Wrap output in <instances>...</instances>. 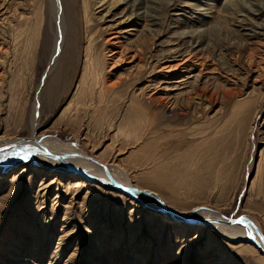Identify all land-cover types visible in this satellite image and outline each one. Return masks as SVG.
<instances>
[{
    "label": "rangeland",
    "instance_id": "obj_1",
    "mask_svg": "<svg viewBox=\"0 0 264 264\" xmlns=\"http://www.w3.org/2000/svg\"><path fill=\"white\" fill-rule=\"evenodd\" d=\"M92 2L100 75L109 60L101 40L110 33L131 44L135 56L113 68L110 82L121 77L119 87L101 91L96 85L90 93L81 86L87 45L82 13L77 58L57 61L46 74L54 31L46 0H0V137L32 138L34 112L42 139L60 140L88 161L116 167L175 212L209 208L218 212L211 217L217 223L221 215L251 217L264 238V77L257 66L264 62V38L245 41L241 26L260 27L248 11L264 7V0ZM147 34L158 56L178 60L196 45L206 49L207 72L146 69L148 47L137 52L136 44L145 46ZM244 44L252 47L249 66L225 55ZM127 73L134 79L125 84ZM197 76L217 101L191 94L178 105L186 113L172 115L168 103L147 99L154 89L162 96L183 94ZM181 79L188 82L177 85ZM224 88L236 93L221 102ZM26 161L0 173V264H264L251 244L239 250L238 242L206 225L179 235L177 226L161 221L163 213L152 215L117 190Z\"/></svg>",
    "mask_w": 264,
    "mask_h": 264
},
{
    "label": "bare ground",
    "instance_id": "obj_2",
    "mask_svg": "<svg viewBox=\"0 0 264 264\" xmlns=\"http://www.w3.org/2000/svg\"><path fill=\"white\" fill-rule=\"evenodd\" d=\"M46 5L50 12V19L52 22H54L53 44H52L50 59L48 62L51 65H49V67L47 68L46 74L47 72L50 71V69L57 61L61 62L60 64L63 65L61 60L66 59L67 62L68 58L70 59L77 58L78 50H79L78 46L81 39L79 23L81 22V13H82L84 19L83 22L86 28L85 29L86 35L84 36L87 37V45L84 50V60H83V67L81 73V78H82L81 86H83V88L88 90L90 93L93 91L96 85L100 86L101 91H108L115 87H119L123 83L121 77H117L114 82H110L113 76V68L123 67V65H125L124 61L128 60L129 58L132 59L135 55L132 54L130 57L131 44L123 43L120 40L121 37H118V35H116L114 32L110 33L111 37L109 39L105 38L101 40V43L103 44L102 55L104 56V58H107L109 60L105 66L107 68L106 69L107 71L104 74L100 75L99 71L101 70L98 68V64H97L98 61L96 54L97 38L95 36V32L91 28L92 27L91 18L89 16L90 8L91 6L94 5L92 0H82L81 2L80 0H46ZM237 8L239 9L241 7H237ZM249 10H253V12L248 11L252 15V18L260 19L259 20L261 21L260 27L253 26L252 23L251 24L246 23L244 25H241L242 35H243L242 37H244L245 41L246 40L251 41L252 38H256L260 36L264 38V7L258 6L256 7L255 11L254 9H249ZM256 21L258 22V20ZM145 37H146L144 40L145 46H143V44L139 46V44L137 43L136 51L137 52L139 50L144 51L145 47L146 48L148 47L147 53H149L148 55L149 57L148 60H146L147 62L144 64V67L146 69H150V71L165 72L172 74L173 71H177L178 73H183L189 67V69L191 68L197 69L198 74H201V76L203 72H207L208 70V66L206 64L207 62L206 60L201 58L202 53L204 54L206 49L197 48V45L195 47L191 46L192 49H189V51L186 52L185 56L179 54V57L181 58L177 60L175 58L176 56H172V57L166 55L158 56L156 54L157 51L154 50L152 52L150 50V47L154 45L153 38L150 36V34H147ZM133 50L134 49H132V51ZM229 50L225 52V55L233 62L239 61L240 59H244V61L249 66L250 62L253 60L252 47L248 48L246 44H244L240 48H236L235 50L231 49L234 50V53H232ZM61 65L57 71V74L61 73V69H62ZM257 66L262 67L258 72V74H260L261 77H264V62H262V65L257 64ZM127 75L129 74L127 73L126 76L123 77L125 79V84L128 81H132L134 79V77L128 78ZM53 80H55V77L53 78ZM136 80L137 81L141 80V78L138 79L137 77H135V81ZM199 81H200V77L197 76L194 85L188 86V91H186L183 94H177L172 96L170 95L171 93H168L167 96L159 95V92L157 91L158 89L157 90L154 89L147 95V99L152 103H156L160 105L162 103H168L169 105H171L170 112H172V115L175 114L177 110H179V114L186 113L185 107L182 106V108H179L178 105L181 106L184 105V103L188 102L191 98L190 97L191 94L199 98L205 97V99H207L208 102L217 101V99L213 96L214 94H209V92L207 91V87L209 86V83L207 84L205 83L202 87H200ZM176 82H178L177 85H180V84H185L186 81L182 82L181 79ZM133 89H135V87ZM235 91L236 89L234 88L231 89L224 88L220 96L221 102L229 98L230 96L234 95L236 93ZM30 125H31L32 138L26 139L25 142L24 140L17 141L13 138H6L3 136L0 137V173L1 174L9 170L12 162H24L25 154L30 153L27 156V159H25L28 160L26 161L27 163L32 162L34 164L41 165L43 168L52 169L53 171L57 170L59 172L63 171L65 173H68V171L72 169L71 166H74L75 168L84 172L86 176L85 179H88L90 181L92 180L97 181L99 182L100 186L103 188L113 189L114 191H116L117 189L115 188V186L111 184L109 181V180H115L118 184L126 188H129L131 190H134L135 192H132V194L131 193H126V194L123 193V194L129 196V198H131L132 201L135 200V203L137 204L140 203L139 205L149 209V213L152 215H158L156 214V211L163 213V215H160L161 221L164 220L170 221V223L173 224V226H177V228L181 231L179 235H184L186 232L188 233L192 230L201 231L209 227L210 230H214V232L224 236L225 239L228 240V242H233V243L235 242V244L236 242H238V246H241L239 247V250H244V247H242L243 245L251 244L248 241L249 236L250 238L253 237L254 239L259 241V237L255 233H257L259 236H261V234L259 233V230L257 229L258 227L256 226V222L253 218L245 217L244 219V221L249 225V227H251V229L255 231V232L252 231V233H250L248 230H244L243 228L237 225L228 224L224 222L225 216H222L221 214H219L222 216V217L220 216L221 220L219 223L213 221L211 219L212 215L214 217L215 216L218 217V212H215L214 210H211L209 208L193 206L189 208L186 212L169 213L168 210H172V211L174 210L169 207L167 202L164 199H162L156 191L148 190L146 188L139 189L138 187L132 186L129 179L127 178L126 174L123 171L119 169H115L116 167L114 169L112 168L108 169L107 167L105 168L103 165L96 163L95 161L93 162V160L88 161L84 157H82V155L78 154L79 152L77 153L73 148H70L62 144L60 140L42 139V136L37 134L40 127H39V123L37 122L36 114H34V112L30 117ZM50 146L53 148H51ZM52 155L63 157L64 162L66 163L59 162L56 158H53ZM40 171L43 172L42 169H40ZM45 172H49V171H45ZM164 215H167V217H165ZM169 217H174L175 219L171 220V218L169 219ZM179 219L188 220V221L200 220L201 222H204V224L199 226H191V224H189L190 225L189 226L178 222ZM251 245L257 248L255 244H251ZM260 254L263 256L261 252Z\"/></svg>",
    "mask_w": 264,
    "mask_h": 264
},
{
    "label": "water",
    "instance_id": "obj_3",
    "mask_svg": "<svg viewBox=\"0 0 264 264\" xmlns=\"http://www.w3.org/2000/svg\"><path fill=\"white\" fill-rule=\"evenodd\" d=\"M53 158H56L59 162H63V163H66L64 162V159L63 157L61 156H57V155H52ZM71 170L74 171L75 173L81 175L83 178H85V174L84 172H82L81 170L75 168L74 166H71ZM111 184H113L115 186V188L117 189L118 192H122V193H131L132 192H135L134 190H131L129 188H126L120 184H118L115 180H109ZM140 201V200H139ZM169 213H175V211H172V210H168ZM242 221V222H241ZM196 222H201L200 220H195L193 221V223H196ZM224 222L228 223V224H233V225H237L241 228H243L244 230H248L250 233H252V230L251 227H249V225L240 217H231V216H225L224 217ZM204 223V222H202ZM255 232V231H254ZM258 237H259V241L254 239L253 237L248 238V241L251 243V244H255L257 246V248L259 249V251L263 254L264 256V239L259 236L257 233H255ZM257 237V238H258Z\"/></svg>",
    "mask_w": 264,
    "mask_h": 264
},
{
    "label": "snow or ice",
    "instance_id": "obj_4",
    "mask_svg": "<svg viewBox=\"0 0 264 264\" xmlns=\"http://www.w3.org/2000/svg\"><path fill=\"white\" fill-rule=\"evenodd\" d=\"M29 154H30V153H28V154H25L24 158H25V159H27V156H28ZM241 222H242V221H241Z\"/></svg>",
    "mask_w": 264,
    "mask_h": 264
}]
</instances>
